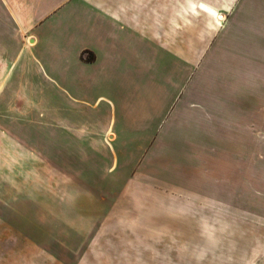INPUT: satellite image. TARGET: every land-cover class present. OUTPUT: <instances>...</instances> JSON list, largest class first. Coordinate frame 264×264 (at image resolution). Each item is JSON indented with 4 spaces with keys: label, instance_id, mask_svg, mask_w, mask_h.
I'll list each match as a JSON object with an SVG mask.
<instances>
[{
    "label": "rangeland",
    "instance_id": "374dc122",
    "mask_svg": "<svg viewBox=\"0 0 264 264\" xmlns=\"http://www.w3.org/2000/svg\"><path fill=\"white\" fill-rule=\"evenodd\" d=\"M177 14L166 84L128 136L95 131V110L139 125L128 112L147 97L129 77L146 56L131 69L120 47L119 70L84 86L63 53H0V264H264V87L254 64L245 84L228 76L218 28Z\"/></svg>",
    "mask_w": 264,
    "mask_h": 264
},
{
    "label": "crops",
    "instance_id": "0c3cea01",
    "mask_svg": "<svg viewBox=\"0 0 264 264\" xmlns=\"http://www.w3.org/2000/svg\"><path fill=\"white\" fill-rule=\"evenodd\" d=\"M184 5L212 24L209 28L219 29L216 38L221 39L223 68L228 76L245 84L241 81L243 72L248 64H254V83L264 87V0H0V53L22 55L39 46L63 53L68 70L65 79L72 83L78 79L84 86L94 84L95 77L105 71H117L121 66L118 48L127 49V66L131 69L133 52L141 53L147 59L135 66L129 79L142 84L147 110L136 115L128 112L139 118V125L130 127L126 114L109 106L106 112L95 110L106 120L104 124L94 123V127L95 131L110 132L115 137L122 132L127 136L146 132L148 124L144 119L151 100H156L161 85L166 84L162 80L165 65L161 63L166 47L161 39L166 37L167 21L181 19L177 10ZM168 6L174 7L172 19H168ZM136 7H142V12L138 13ZM136 21L144 24L142 29L136 28ZM7 39L18 43V49H13ZM85 51L94 54L93 61L80 59ZM69 129L74 130L64 128Z\"/></svg>",
    "mask_w": 264,
    "mask_h": 264
},
{
    "label": "bare ground",
    "instance_id": "6f19581e",
    "mask_svg": "<svg viewBox=\"0 0 264 264\" xmlns=\"http://www.w3.org/2000/svg\"><path fill=\"white\" fill-rule=\"evenodd\" d=\"M202 8H203V9H205V7H204V6H202ZM112 135H113V134H112Z\"/></svg>",
    "mask_w": 264,
    "mask_h": 264
}]
</instances>
